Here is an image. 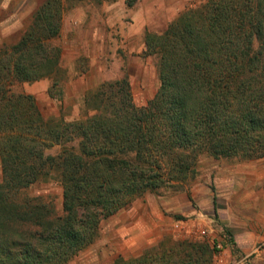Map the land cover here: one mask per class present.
Instances as JSON below:
<instances>
[{"label": "trees", "instance_id": "16d2710c", "mask_svg": "<svg viewBox=\"0 0 264 264\" xmlns=\"http://www.w3.org/2000/svg\"><path fill=\"white\" fill-rule=\"evenodd\" d=\"M61 13V0H46L18 43L0 49V264H67L135 198L194 180L200 155L264 158V0H209L147 34L154 98L138 107L128 80L103 83L84 98L86 118L72 122L14 91L57 76L61 50L49 42ZM53 145L59 153L47 155ZM42 182L62 186V215L17 198ZM213 254L206 243L161 242L113 264H209Z\"/></svg>", "mask_w": 264, "mask_h": 264}, {"label": "rangeland", "instance_id": "374dc122", "mask_svg": "<svg viewBox=\"0 0 264 264\" xmlns=\"http://www.w3.org/2000/svg\"><path fill=\"white\" fill-rule=\"evenodd\" d=\"M208 1L61 0V32L49 42L61 50L57 76L18 84L14 91L34 92L43 115L67 122L86 118L84 98L103 83L128 80L135 104L146 106L160 87L158 60L145 52L147 34H162L181 14ZM45 2L0 0V49L18 43ZM54 80L58 84L51 98L48 90ZM60 149L53 145L45 152L57 155ZM175 187L167 185L159 196L146 193L130 203L170 217L168 237L162 242L209 244L214 252L209 264H264V158L215 159L203 154L196 178ZM25 197L40 198L53 215L63 214V188L57 182L37 183L17 198ZM108 219L101 224L99 238L67 264H113L118 259H101L102 247L110 246L104 237L113 233Z\"/></svg>", "mask_w": 264, "mask_h": 264}, {"label": "crops", "instance_id": "0c3cea01", "mask_svg": "<svg viewBox=\"0 0 264 264\" xmlns=\"http://www.w3.org/2000/svg\"><path fill=\"white\" fill-rule=\"evenodd\" d=\"M33 93L26 92L30 95ZM122 212L111 216L107 221V224L112 225L113 233L104 237L107 238L106 242L110 243V246L102 247L101 259L109 256L112 260L119 257H139L146 250L158 246L165 237H168L166 230H169L167 224H169L170 217L164 215L160 210L128 206ZM120 227H122L121 230ZM246 232L250 233V230L246 229ZM99 253L100 249L98 248L95 253L98 261ZM103 261L109 262V258L108 260L105 258Z\"/></svg>", "mask_w": 264, "mask_h": 264}, {"label": "built area", "instance_id": "2783aa9c", "mask_svg": "<svg viewBox=\"0 0 264 264\" xmlns=\"http://www.w3.org/2000/svg\"><path fill=\"white\" fill-rule=\"evenodd\" d=\"M202 234L205 236V235H207V231L206 230H203L202 231Z\"/></svg>", "mask_w": 264, "mask_h": 264}]
</instances>
